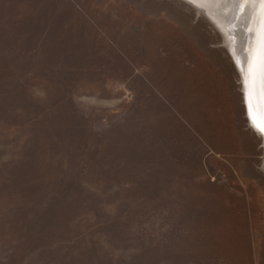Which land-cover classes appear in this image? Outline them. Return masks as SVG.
I'll return each mask as SVG.
<instances>
[{"label":"rangeland","instance_id":"374dc122","mask_svg":"<svg viewBox=\"0 0 264 264\" xmlns=\"http://www.w3.org/2000/svg\"><path fill=\"white\" fill-rule=\"evenodd\" d=\"M223 1L0 0V264H264Z\"/></svg>","mask_w":264,"mask_h":264},{"label":"bare ground","instance_id":"6f19581e","mask_svg":"<svg viewBox=\"0 0 264 264\" xmlns=\"http://www.w3.org/2000/svg\"><path fill=\"white\" fill-rule=\"evenodd\" d=\"M226 1L228 0L220 3V11L207 9H211L213 19L225 37L228 51L233 58L232 61L242 74L250 128L264 138V132H261L256 126L264 124V76L260 72L261 39L264 37V9L259 5H249L241 11L233 5L232 0L229 6ZM202 3L204 2L202 1ZM237 17L239 19H236ZM253 67H255L254 72L252 71Z\"/></svg>","mask_w":264,"mask_h":264},{"label":"snow or ice","instance_id":"6c2138e0","mask_svg":"<svg viewBox=\"0 0 264 264\" xmlns=\"http://www.w3.org/2000/svg\"><path fill=\"white\" fill-rule=\"evenodd\" d=\"M213 2H219V0H213ZM232 3L236 8H238L241 11L249 5L252 6L259 5L262 9H264V0H232ZM236 19H239V17H237ZM252 71L253 72L255 71V67L252 68ZM260 72L261 75L264 76V37H262L261 39ZM250 115H251V104H250ZM253 123L254 124L256 123L255 120L253 121ZM256 126L261 132H264V124H257Z\"/></svg>","mask_w":264,"mask_h":264}]
</instances>
